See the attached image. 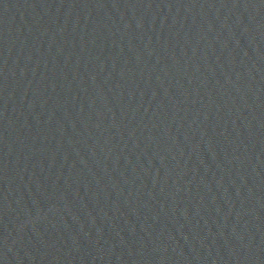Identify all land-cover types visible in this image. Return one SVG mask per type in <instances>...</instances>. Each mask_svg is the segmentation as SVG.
I'll use <instances>...</instances> for the list:
<instances>
[{
	"label": "water",
	"instance_id": "95a60500",
	"mask_svg": "<svg viewBox=\"0 0 264 264\" xmlns=\"http://www.w3.org/2000/svg\"><path fill=\"white\" fill-rule=\"evenodd\" d=\"M0 264H264V0H0Z\"/></svg>",
	"mask_w": 264,
	"mask_h": 264
}]
</instances>
